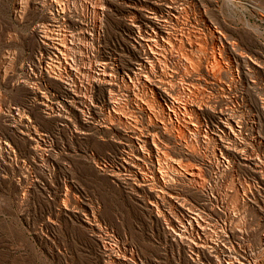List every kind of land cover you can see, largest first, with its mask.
<instances>
[{
    "label": "rangeland",
    "instance_id": "rangeland-1",
    "mask_svg": "<svg viewBox=\"0 0 264 264\" xmlns=\"http://www.w3.org/2000/svg\"><path fill=\"white\" fill-rule=\"evenodd\" d=\"M263 241L264 0H0V264H264Z\"/></svg>",
    "mask_w": 264,
    "mask_h": 264
},
{
    "label": "bare ground",
    "instance_id": "bare-ground-1",
    "mask_svg": "<svg viewBox=\"0 0 264 264\" xmlns=\"http://www.w3.org/2000/svg\"><path fill=\"white\" fill-rule=\"evenodd\" d=\"M182 36V35H181ZM167 38H169V37H167ZM181 38V37H180ZM159 39H161V38H159ZM162 40V39H161ZM170 42H171V40H169ZM184 42H185V40H183ZM182 41V42H183ZM176 42V41H175ZM187 43V42H186ZM46 44V43H45ZM52 45V44H51ZM182 45V44H181ZM46 46V45H45ZM150 50V49H149ZM153 50V49H152ZM148 58H147V62H149V60L152 58V59H157V56H156V53L155 52H149L148 51ZM158 54V53H157ZM160 56V55H159ZM165 58V57H164ZM160 59V58H159ZM200 59V58H199ZM165 60V59H164ZM150 63H154V62H150ZM155 64V63H154ZM153 64V65H154ZM153 65H151V67L153 66ZM154 67V66H153ZM153 67H152V69H153ZM199 68V67H198ZM194 70V69H193ZM226 71V70H225ZM215 72H218V71H215ZM227 72V71H226ZM219 73V72H218ZM228 73V72H227ZM209 74V73H208ZM48 76V75H47ZM52 77H54V76H52ZM154 78V77H153ZM153 78H151V79H153ZM195 78V77H194ZM197 78V77H196ZM218 78H220V77H218ZM147 79L149 80V78L147 77ZM189 79V78H188ZM140 80V79H139ZM156 80V79H155ZM162 80V79H161ZM161 80H160V82H161ZM197 80H199V79H197ZM219 80H221V79H219ZM147 81V80H146ZM150 81V80H149ZM150 82H152V81H150ZM160 82H155V83H160ZM166 82V81H165ZM99 83V82H98ZM144 83V82H143ZM163 83V82H162ZM161 83V84H162ZM160 84V85H161ZM168 84V83H167ZM145 85H147V84H145ZM152 85V84H151ZM156 85V84H155ZM154 85V86H155ZM159 85V84H158ZM159 85V86H160ZM169 85V84H168ZM167 85V86H168ZM129 87V86H128ZM145 87V86H144ZM171 87V85L169 86V88ZM143 88V87H142ZM157 88H160L164 93L167 91V89L168 88H166V85H165V83L163 84V87L162 86H160V87H158L157 86ZM148 89V88H147ZM149 89H151V88H149ZM110 90H111V88H110ZM152 90H154V89H152ZM155 92V91H154ZM167 93V92H166ZM169 93V92H168ZM168 93H167V95H168ZM157 94V93H156ZM166 95V96H167ZM170 96H171V94H170ZM116 99V98H115ZM210 100V99H209ZM203 101H205V100H203ZM211 101V100H210ZM210 101H206L207 103H206V106L208 107V108H211V107H213V109L216 107V106H218V103H216L217 105L216 106H214L213 104L211 105L210 103ZM213 101H214V99H213ZM116 102V101H115ZM199 102H202V101H199ZM215 102H217V101H215ZM110 103V102H109ZM139 103V102H138ZM202 103H204V102H202ZM114 104H116V103H114ZM197 104V103H196ZM199 104V103H198ZM201 104V103H200ZM199 104V105H200ZM205 104V103H204ZM215 104V103H214ZM141 105V104H140ZM199 105L196 107V109H199L200 108V110H201V107H199ZM193 106H194V104H193ZM205 106V105H204ZM119 107V106H118ZM137 107V106H136ZM135 107V108H136ZM192 107V106H191ZM222 107V106H221ZM124 108V107H123ZM193 108V107H192ZM203 108V107H202ZM206 108V107H205ZM126 109V108H125ZM139 109H141V107L139 108ZM152 109V108H151ZM195 109V108H194ZM218 109V108H217ZM222 109H224L223 107H222ZM137 110V109H136ZM153 110V109H152ZM160 110H161V112H165L167 109L166 108H164V107H160ZM159 110V111H160ZM165 110V111H164ZM203 110V109H202ZM126 111H128V110H126ZM142 111V110H141ZM168 111V110H167ZM225 111H226V109H225ZM224 111V112H225ZM140 112V111H139ZM143 112V111H142ZM217 112V111H216ZM216 112H214V113H216ZM221 112V111H220ZM223 112V111H222ZM221 112V113H222ZM228 112V111H227ZM141 113V112H140ZM197 113V112H196ZM199 113H200V111H199ZM159 114V113H158ZM164 114V113H163ZM226 114V113H225ZM230 114V113H229ZM164 116V115H163ZM197 117H199V116H197ZM196 118V117H195ZM223 118V117H222ZM201 119V118H200ZM200 119H199V123H200ZM168 121V120H167ZM177 121V120H176ZM203 121V120H202ZM160 122V121H159ZM161 122H163V121H161ZM177 122H179V121H177ZM156 122H154V124H155ZM198 123V124H199ZM224 123V122H223ZM229 123V122H228ZM227 123V124H228ZM153 124V123H152ZM153 124V125H154ZM158 124V123H157ZM162 124V126L161 127H165L166 125L165 124H163V123H161ZM174 124V123H173ZM230 124V123H229ZM121 125V124H120ZM124 125V124H123ZM172 125V124H171ZM177 125H178V123H177ZM180 125V124H179ZM200 125V124H199ZM232 125V124H231ZM122 126V125H121ZM125 126V125H124ZM141 126V125H140ZM140 126L139 125H137V124H134V125H132V127L130 128L131 130H130V132H132V134H134V136H135V139L136 140H138V141H142L143 140V143L145 144V143H153L154 144V146H155V138L153 139H150L149 138V136H145L144 134H145V132H144V134H143V132L141 131L142 129L140 128ZM169 126V125H168ZM167 126V127H168ZM173 126V125H172ZM172 126H170L171 128H172ZM174 126L176 127V125L174 124ZM203 126V125H202ZM201 126V127H202ZM142 127V126H141ZM152 127V126H151ZM232 128V127H231ZM173 129H175V128H173ZM177 129V128H176ZM180 129V128H179ZM202 129V128H201ZM126 131V130H125ZM143 131H144V129H143ZM169 130L167 129V132H168ZM201 131V130H200ZM127 132H128V130H127ZM232 132V131H231ZM169 133V132H168ZM241 133V132H240ZM147 135H149L148 133H147ZM151 137V136H150ZM203 138V137H202ZM203 139H205V138H203ZM177 140V139H176ZM201 140V139H200ZM206 140V139H205ZM176 142V141H175ZM181 142V141H180ZM204 142V141H203ZM178 143V142H177ZM180 144V143H179ZM203 145V144H202ZM216 145V144H215ZM225 145V144H224ZM184 146V145H183ZM217 146V145H216ZM164 148V147H163ZM190 148H191V146H190ZM203 148V147H202ZM215 148V147H214ZM225 148V147H224ZM223 148V149H224ZM193 149V148H192ZM192 149L191 150H189V148L187 149H185V153H184V156H188V157H190V158H192L191 156H193L194 157V159H195V157L196 156H198L195 152H193L192 151ZM194 149H195V147H194ZM216 150V149H215ZM219 150V149H218ZM231 150V149H230ZM196 151V150H195ZM219 151H223V150H219ZM225 151L226 152H228L229 151V149H227V148H225ZM232 151H233V149H232ZM242 151H243V149H242ZM241 151V152H242ZM184 152V151H183ZM208 152V151H207ZM215 152H217V151H215ZM214 153V152H213ZM220 153H222V152H220ZM217 154V153H216ZM216 154H215V157H216ZM219 154V153H218ZM225 154V153H224ZM199 155H200V153H199ZM214 155V154H213ZM221 155H223V154H221ZM212 156V155H211ZM224 156V155H223ZM228 156V155H227ZM213 157V156H212ZM225 157V156H224ZM204 158V157H203ZM214 158V157H213ZM213 158H212V160H213ZM226 158V157H225ZM228 158V157H227ZM193 159V158H192ZM209 159V158H208ZM207 159V160H208ZM216 159H217V157H216ZM198 160V159H197ZM210 160V159H209ZM208 160V161H209ZM215 161V160H214ZM210 163H211V161H210ZM213 163V162H212ZM211 165H213V164H211ZM216 165H217V163H216ZM210 166V165H209ZM216 167H219V164L216 166ZM208 169V168H207ZM214 170H216V168L214 169ZM224 170V169H223ZM212 172V171H211ZM223 172V171H222ZM224 172H226V171H224ZM211 174V173H210ZM223 175H224V173H223ZM223 175H221V176H223ZM179 178V177H178ZM183 179V178H182ZM181 179V180H182ZM203 179H205V178H203ZM221 179H222V177H221ZM221 179H219V180H221ZM179 180V179H178ZM201 181V180H200ZM224 181V180H223ZM202 182V181H201ZM219 182H221V181H219ZM200 183V182H199ZM180 184V183H179ZM201 184V183H200ZM205 183L203 182L201 185H204ZM201 185H199L200 187H198V186H196V187H198V188H195V187H193L192 185V187L193 188H195V190L197 191V192H199V194L201 195V196H205V195H208L207 193H206V191H205V189H203L204 188V186H203V188H201ZM243 185V184H242ZM183 186V185H182ZM189 187V186H188ZM183 189V188H182ZM185 189V188H184ZM206 197V196H205ZM167 198V197H166ZM235 198V199H234ZM234 201L232 200V204H231V206L233 205V207L232 208H234V207H236L238 204H239V202H240V200H241V197L237 194V196L235 197L234 196ZM205 199V198H204ZM190 212V211H189ZM193 219V218H192ZM192 226V225H191ZM190 226V227H191ZM203 227V226H202ZM201 227V228H202ZM210 227V226H209ZM244 227V226H243ZM184 229V228H183ZM190 229V228H189ZM219 229V228H218ZM232 229V228H231ZM236 229V228H235ZM234 230V229H233ZM231 230L232 231V234H234L235 233V231L236 230ZM197 231V230H196ZM207 232V231H206ZM213 232V231H212ZM240 232V231H239ZM211 233V232H210ZM215 234V233H214ZM244 234V233H243ZM182 235V234H181ZM239 235V234H238ZM183 236V235H182ZM213 236V235H212ZM261 236V235H260ZM225 237V236H224ZM227 237V236H226ZM174 238V237H173ZM187 238V237H186ZM262 238V237H261ZM213 239V238H212ZM225 239V238H224ZM178 240V239H177ZM183 240V239H182ZM199 240V239H198ZM215 240V239H214ZM180 241V240H179ZM184 241V240H183ZM226 241V240H225ZM214 242V241H213ZM180 243V242H179ZM183 243V242H182ZM225 243V242H224ZM184 244V243H183ZM223 244V243H222ZM260 244V243H259ZM262 244V243H261ZM196 245V243L194 244V246ZM202 245V244H201ZM221 245V244H220ZM191 246H192V244H191ZM197 246V245H196ZM199 246V245H198ZM196 247L195 248V250H196V252L197 253H204V251L202 250V248L200 249V247ZM204 246V245H203ZM211 246V245H210ZM225 247V246H224ZM223 247V250L225 249L226 250V248H224ZM227 247V246H226ZM251 247V246H250ZM204 248V247H203ZM207 247H205V249H206ZM234 248V247H233ZM262 248V247H261ZM212 249V248H211ZM230 249V248H229ZM263 249V248H262ZM192 250V249H191ZM194 250V251H195ZM207 250V249H206ZM250 251V250H249ZM213 252V251H212ZM226 252V251H225ZM254 252V251H253ZM211 253V252H210ZM214 253H215V251H214ZM229 252H227V254H228ZM261 253V252H260ZM223 254V253H222ZM198 255V254H197ZM205 255V254H204ZM211 255H213V254H211ZM215 255V254H214ZM230 255H232V254H230ZM253 255V254H252ZM262 255V254H261ZM200 256V255H199ZM222 256V255H221ZM239 256V255H238ZM244 256V255H243ZM260 256V255H259ZM259 256H258V258H259ZM263 256V255H262ZM208 257H210V256H208ZM212 257V256H211ZM222 257H224V256H222ZM228 257V256H227ZM229 257H232V256H229ZM235 257V256H234ZM234 257H232V260H233V262H234ZM257 257V256H256ZM214 258V257H213ZM236 258H239V257H236ZM217 259H221V257L220 258H217ZM225 259V258H224ZM223 259V260H224ZM241 259V261H242V258H240ZM252 259H253V257H252ZM257 259V258H256ZM227 260V259H226ZM226 260H224V261H226ZM229 260H231V258L229 259ZM228 260V261H229ZM114 261H117V257H114ZM194 261V260H193ZM221 262H222V259L220 260ZM244 261H245V258H244ZM244 261H242V262H240L241 264H243V262ZM246 261H248V260H246ZM252 261V260H251ZM256 261V260H255ZM218 262V261H217ZM254 262V261H253ZM259 262V261H258ZM260 262H262V261H260ZM113 264H114V262H112ZM218 263H220V262H218ZM246 263V262H245ZM250 263V262H249ZM222 264V263H221ZM247 264V263H246ZM252 264V263H251ZM259 264V263H258Z\"/></svg>",
    "mask_w": 264,
    "mask_h": 264
},
{
    "label": "built area",
    "instance_id": "built-area-1",
    "mask_svg": "<svg viewBox=\"0 0 264 264\" xmlns=\"http://www.w3.org/2000/svg\"><path fill=\"white\" fill-rule=\"evenodd\" d=\"M262 247H263V250H264V241L262 242ZM240 262H242V261L238 260L236 257H234V262H233L232 257H231V260L227 261V264H231V263H233V264H241ZM243 264H246V263L243 262ZM247 264H250V263H247Z\"/></svg>",
    "mask_w": 264,
    "mask_h": 264
}]
</instances>
